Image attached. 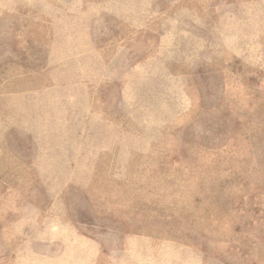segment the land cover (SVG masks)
Here are the masks:
<instances>
[{"label": "rangeland", "instance_id": "1", "mask_svg": "<svg viewBox=\"0 0 264 264\" xmlns=\"http://www.w3.org/2000/svg\"><path fill=\"white\" fill-rule=\"evenodd\" d=\"M0 264H264V0H0Z\"/></svg>", "mask_w": 264, "mask_h": 264}]
</instances>
